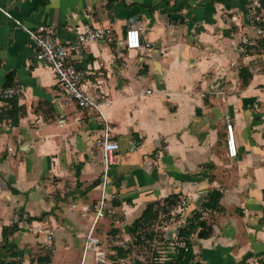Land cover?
I'll return each mask as SVG.
<instances>
[{"label": "crops", "instance_id": "1", "mask_svg": "<svg viewBox=\"0 0 264 264\" xmlns=\"http://www.w3.org/2000/svg\"><path fill=\"white\" fill-rule=\"evenodd\" d=\"M248 6L249 0H0L10 16L0 12V109L8 108L1 94L12 74L22 110L16 126L0 121V240L2 227L17 216L47 213L19 224L14 241L22 264L44 255L50 264H114L115 257L104 247V261L92 254L82 260L92 222L83 208L100 197L102 126L93 112L65 100L16 20L48 29L85 72L83 89L111 101L102 111L119 145L107 187L116 198L97 236L132 237L129 228L146 206L171 195L182 196L186 217L215 189L222 211L204 215L212 233L193 237L195 260L248 264L264 255V52L240 44ZM85 25L108 30L111 40L79 44ZM132 26L149 48L124 49ZM241 68L251 74L247 85ZM225 117L234 159L227 156ZM205 164L212 167L204 170ZM40 224L52 231L50 242L31 227ZM174 235L166 232L165 239Z\"/></svg>", "mask_w": 264, "mask_h": 264}, {"label": "built area", "instance_id": "2", "mask_svg": "<svg viewBox=\"0 0 264 264\" xmlns=\"http://www.w3.org/2000/svg\"><path fill=\"white\" fill-rule=\"evenodd\" d=\"M256 1L257 0H249V29L240 36V44L244 48H254L264 39V11L261 10V13H257L256 9L259 8ZM0 12L5 16L10 17L9 14L1 8ZM15 24L29 36L34 48L35 60L49 66L51 73L56 79L57 85L65 94V100L76 104L80 109H87L93 112L102 126L101 138L97 143V146L101 151L102 161V172L100 175V182L97 186L100 192V197L90 208H83V212H91L92 222L84 237L82 245V260H84L87 255L92 254L97 261H104L107 258L103 251L104 247L109 248L113 253H115L116 250L129 251V242L134 239V236L126 240L118 235L106 234L103 237L96 235L98 223L106 216H113L114 210L112 207V201L116 198L114 194L110 195L107 193V187L109 183V168L115 162V155L119 151V145L116 141L111 139L110 125L102 111L103 108L110 105V99H108L105 93L99 92L98 94H91L83 89L85 72L76 68L74 64L68 60V48L65 44H62L53 38L48 29L39 26L36 29L31 30L18 20L15 21ZM76 39L79 44H87L100 40H111L108 30L102 27L93 28L90 25H85L77 34ZM122 45L124 49L128 51L144 50L150 47V44L142 43L141 31L134 26L125 31ZM232 67H234V64H232ZM226 91L231 92L233 89L231 90V88L226 87L224 92ZM18 93L19 90L17 88H6L2 90L1 96L5 102L4 105L9 107L7 100L16 98ZM252 107L255 109L257 108L256 104H253ZM225 133L227 156L228 158L234 159L237 156V149L233 127L230 124L228 117H225ZM7 147L9 152L12 151L10 145ZM21 216L22 218L27 217L24 214ZM18 218L19 216L15 218V221ZM31 227L37 234L45 235L48 242L51 241L53 233L51 230L44 227L43 224L38 226L32 225ZM41 264H50V262L46 261Z\"/></svg>", "mask_w": 264, "mask_h": 264}, {"label": "trees", "instance_id": "3", "mask_svg": "<svg viewBox=\"0 0 264 264\" xmlns=\"http://www.w3.org/2000/svg\"><path fill=\"white\" fill-rule=\"evenodd\" d=\"M256 10L258 11L259 9ZM256 47H259L264 52V39L261 40ZM12 78V74L6 75V81L3 86V90L6 88H16L11 83ZM239 78L241 79L242 85H247L248 81L251 79V74L247 68H241L239 70ZM7 104L9 105L7 109H0V121L9 120L12 126H16L19 121V114L22 112V110L17 106L16 98L7 100ZM211 167L212 166L210 164H205L202 166V168L207 171ZM93 185H96V183ZM221 198L222 193L215 189L209 190L203 196L200 205H198L199 210L192 211V216L186 221L184 220V222H186L184 226H179L176 229L177 247L170 257L171 259L164 264H201L195 260V256L192 251V239L194 237L198 240H204L210 237L212 233V227L207 224L203 217L208 213H220L222 211V207L219 203ZM180 202V197L171 195L161 203L156 202L147 205L141 215L133 221L129 228V232L132 234V236H135L136 240H139L141 237L137 233L144 227V225L147 224L151 226L162 214H169L170 210L176 205H179ZM46 215L47 213H44L39 217L26 218H22V216L19 215V218L11 225L2 227L0 240V264H22V257L20 256L19 249L14 241L15 234H17L20 230L19 224L22 222L32 223L33 221H41ZM145 236L148 237L149 240H153L156 234L151 232ZM128 255L129 251L116 250L113 255L115 257L113 260L115 262L114 264H116V261L118 260L126 259ZM46 261H48V255L39 257L36 261V264H41ZM135 264L145 263L138 259ZM254 264H264V255H258V257L255 258Z\"/></svg>", "mask_w": 264, "mask_h": 264}, {"label": "rangeland", "instance_id": "4", "mask_svg": "<svg viewBox=\"0 0 264 264\" xmlns=\"http://www.w3.org/2000/svg\"><path fill=\"white\" fill-rule=\"evenodd\" d=\"M182 199L183 198L181 196L180 204L173 207L170 210L169 214H162L151 226L147 224L144 225V227L140 229V231L137 233L141 237L139 240H136L134 236V239L129 242L130 250L129 255L127 257L130 262L129 264H135L138 259L145 264H164L165 262H168L171 259L170 257L172 256V253L177 247V242L176 240H174L176 239V229L179 226H184L186 222L182 221H186L193 214L191 212L186 217H183L182 214L184 213L182 212L183 210H181L184 209ZM179 206L180 209L178 208ZM180 219H182L181 222ZM178 221L179 225L177 223ZM151 232L153 234H156L153 240H149L148 237L145 236L147 234H150ZM166 232H169V234L171 235L175 234V238L173 240H166ZM121 238L126 240L128 239L124 237ZM254 262L255 260L252 261V264H254Z\"/></svg>", "mask_w": 264, "mask_h": 264}, {"label": "water", "instance_id": "5", "mask_svg": "<svg viewBox=\"0 0 264 264\" xmlns=\"http://www.w3.org/2000/svg\"><path fill=\"white\" fill-rule=\"evenodd\" d=\"M256 3L258 5V8L264 11V0H257Z\"/></svg>", "mask_w": 264, "mask_h": 264}]
</instances>
